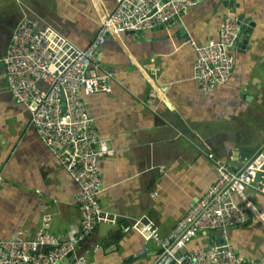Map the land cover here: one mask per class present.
Here are the masks:
<instances>
[{"label": "crops", "instance_id": "crops-1", "mask_svg": "<svg viewBox=\"0 0 264 264\" xmlns=\"http://www.w3.org/2000/svg\"><path fill=\"white\" fill-rule=\"evenodd\" d=\"M115 0H0V239H30L50 214L49 231L79 226L77 185L39 140L29 112L5 81L2 61L23 14L54 37L85 47ZM227 13L253 22L228 81L203 92L193 76L192 43L216 39ZM188 34H179L180 27ZM139 32L107 35L101 61L113 71L110 90L84 95L99 140L110 154L99 158L101 208L115 222L95 226L76 248L87 264H153L158 247L131 228L149 216L168 233L217 176L209 158L247 160L237 150L264 152V0H200L171 22ZM153 95V96H152ZM251 156H249V159ZM234 200L250 215L228 228L230 245L244 257L264 258V195L252 188ZM217 230L200 232L186 248L209 245ZM58 264H77L73 260Z\"/></svg>", "mask_w": 264, "mask_h": 264}, {"label": "built area", "instance_id": "built-area-1", "mask_svg": "<svg viewBox=\"0 0 264 264\" xmlns=\"http://www.w3.org/2000/svg\"><path fill=\"white\" fill-rule=\"evenodd\" d=\"M199 1L115 0V7L103 16L85 47L51 36L48 26L38 28L36 18L21 16L2 59L5 81L12 97L29 112L39 140L77 185L73 199L80 218L78 227L52 233L50 214H43L33 238L0 239V264H58L64 257L75 258L77 245L97 224L116 221L117 215L104 211L98 200L102 190L98 161L112 150L99 140L79 92L87 96L110 90L113 71L101 61L109 32L154 28ZM241 25L238 16L227 13L216 39L192 43L193 76L201 91L212 92L230 78L234 64L230 47ZM207 156L217 164L216 180L168 233H160L147 215L134 219L131 228L157 245L153 264H264V258L244 257L228 239L229 227L243 225L250 218L233 194L245 198L246 189L252 188L264 195V152H256L242 169H233L209 153ZM261 218L264 220V212ZM212 230L219 232L221 242L186 248L198 233ZM76 262L87 264L82 256Z\"/></svg>", "mask_w": 264, "mask_h": 264}, {"label": "water", "instance_id": "water-1", "mask_svg": "<svg viewBox=\"0 0 264 264\" xmlns=\"http://www.w3.org/2000/svg\"><path fill=\"white\" fill-rule=\"evenodd\" d=\"M179 16H180V15H179ZM179 16H177V17H172V18L168 19V20H167L166 22H164V23H168V22H171V21H173V20H175V19H178ZM238 20H239L240 22H242V25H241V31H240L239 35H238V36L235 38V40L233 41V44H232V46L230 47L231 50L235 49V46H236V47H241V48L244 47L243 44H245V43H246V40H247V34H245V33H246V32H250L251 26H253V22H249L248 25H247V24H246V23H247L246 19H243V17H242L241 15L238 16ZM164 23H162V24H164ZM128 32H135V31H128ZM136 32H139V31H136ZM179 34H180L181 36H185V37H187V35H188V34L186 33V30H185L182 26L180 27ZM187 38H188V37H187ZM243 40H244V41H243ZM242 41H243V44H242ZM237 154L240 156L241 159L247 160V162L255 156V154H253V153L250 152L249 150H242V149L237 150ZM249 156H251L250 159H249ZM247 162H246L243 166H245V165L247 164ZM227 164H228L230 167H232L233 169H236V168H237V167L235 166V163H234L233 160H228V161H227ZM243 166H242L240 169H242ZM205 233H206V232H205ZM221 241H222L221 238H218V236H214L213 241H211L210 244H212V243H217V242H221ZM73 256H75V258H72V256L64 257L59 263H61L62 261H68V260H73V262H76V258L79 256V255L77 254L76 251L74 252ZM118 264H125V262H123V263H118ZM175 264H177V263H175Z\"/></svg>", "mask_w": 264, "mask_h": 264}, {"label": "flooded vegetation", "instance_id": "flooded-vegetation-1", "mask_svg": "<svg viewBox=\"0 0 264 264\" xmlns=\"http://www.w3.org/2000/svg\"><path fill=\"white\" fill-rule=\"evenodd\" d=\"M241 31V30H240ZM240 33V32H239Z\"/></svg>", "mask_w": 264, "mask_h": 264}]
</instances>
